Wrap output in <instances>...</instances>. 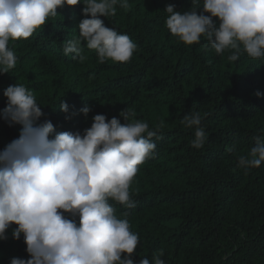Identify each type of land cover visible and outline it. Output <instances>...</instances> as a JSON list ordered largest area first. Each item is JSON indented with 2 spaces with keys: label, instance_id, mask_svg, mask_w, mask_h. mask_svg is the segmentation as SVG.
I'll return each instance as SVG.
<instances>
[{
  "label": "trees",
  "instance_id": "1",
  "mask_svg": "<svg viewBox=\"0 0 264 264\" xmlns=\"http://www.w3.org/2000/svg\"><path fill=\"white\" fill-rule=\"evenodd\" d=\"M0 264H264V0H0Z\"/></svg>",
  "mask_w": 264,
  "mask_h": 264
}]
</instances>
